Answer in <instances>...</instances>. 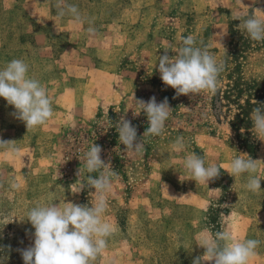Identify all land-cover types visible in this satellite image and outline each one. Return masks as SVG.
Instances as JSON below:
<instances>
[{
    "label": "rangeland",
    "instance_id": "1",
    "mask_svg": "<svg viewBox=\"0 0 264 264\" xmlns=\"http://www.w3.org/2000/svg\"><path fill=\"white\" fill-rule=\"evenodd\" d=\"M243 3L247 8L237 0H0V69L22 59L53 109L46 126L27 130L0 98V141L19 153L0 148V264H24L19 250L33 244L27 214L37 203H94V189L85 185L98 173L80 159L92 144L112 166L105 219L114 228L92 264H192L204 254L197 236L228 224L241 240L259 241L249 264H264V163L257 192L247 189V174L233 177L226 167L242 154L264 162L250 107L264 97V41H253L232 15L241 9L262 16L256 9L264 10V0ZM68 5L85 17L83 25L58 15ZM89 22L94 35L85 30ZM189 35L223 64L214 94L177 96L156 70L159 56H175ZM247 82L260 83L259 93ZM153 96L157 103L167 98L172 111L162 135L143 137L149 124L135 98ZM122 117L142 139L140 156H129L119 141ZM191 153L221 166L209 185L183 168Z\"/></svg>",
    "mask_w": 264,
    "mask_h": 264
},
{
    "label": "clouds",
    "instance_id": "2",
    "mask_svg": "<svg viewBox=\"0 0 264 264\" xmlns=\"http://www.w3.org/2000/svg\"><path fill=\"white\" fill-rule=\"evenodd\" d=\"M243 4V0H237ZM59 7V6H58ZM264 14V10L256 9ZM70 15L72 23L77 27L83 25L85 17L78 8L68 5L66 9L60 8L58 15ZM238 21L239 27L244 29L253 41H264V15L257 16L255 12L248 15L245 11L237 9L232 13ZM86 32L94 35L95 29L89 22ZM156 70L159 71L162 82L175 90L176 95L191 96L201 92L216 93L219 75L223 71V64L218 63L215 55L207 48L196 45L191 35L182 39L177 54L170 57L160 55ZM29 66L22 59H14L0 69V98L15 111L12 115L22 121L27 130L46 126L53 116L52 102L45 87L37 79L29 76ZM136 108L147 116L148 124L144 136H160L164 133L166 121L172 109L167 98L157 103L153 96L149 101L137 100ZM136 115V113L134 112ZM253 130L259 140L264 141V104L253 109L251 113ZM119 141L125 146L129 156L143 154L142 139L138 140L137 130L131 122L121 118L117 123ZM13 142L0 141V148L6 152H14L10 147ZM176 152L184 149L181 139L173 145ZM102 148L97 144L87 150L80 159L88 173H98L89 176L85 187L94 189L95 201L91 206L60 201L55 204L37 203L27 214L34 228L33 244L20 249L24 264H92L98 255L107 247V238L114 228L105 219L107 210V195L112 191L113 170L111 163L101 158ZM235 157L226 167L229 174L239 177L247 174V189L252 192L261 190L258 164L259 160ZM183 168L200 185H209V182L221 174V166L207 163L205 159L191 153L183 159ZM80 176V169L78 172ZM72 185L71 187L75 186ZM14 188L19 185L13 183ZM218 190V189H217ZM81 190L77 189L79 193ZM216 191V190H214ZM198 246L204 249L202 256H197L192 264H249L256 256L258 240H241L228 224L222 231L213 234L204 229L197 236Z\"/></svg>",
    "mask_w": 264,
    "mask_h": 264
},
{
    "label": "trees",
    "instance_id": "3",
    "mask_svg": "<svg viewBox=\"0 0 264 264\" xmlns=\"http://www.w3.org/2000/svg\"><path fill=\"white\" fill-rule=\"evenodd\" d=\"M234 56V54H233ZM246 87L248 88V91L251 92V93H256L258 94L261 89V84L258 83V82H247L245 83ZM258 102H260V104H264V97L261 98V96L258 97ZM260 104H254L252 106H250L251 108H256V107H259Z\"/></svg>",
    "mask_w": 264,
    "mask_h": 264
},
{
    "label": "crops",
    "instance_id": "4",
    "mask_svg": "<svg viewBox=\"0 0 264 264\" xmlns=\"http://www.w3.org/2000/svg\"><path fill=\"white\" fill-rule=\"evenodd\" d=\"M3 126H4V119H3L2 115H1V112H0V136L6 134V131H5V129H3ZM5 157H6V153L5 152L4 153L0 152V160L2 158H5Z\"/></svg>",
    "mask_w": 264,
    "mask_h": 264
}]
</instances>
